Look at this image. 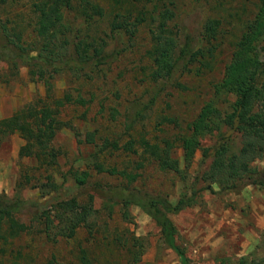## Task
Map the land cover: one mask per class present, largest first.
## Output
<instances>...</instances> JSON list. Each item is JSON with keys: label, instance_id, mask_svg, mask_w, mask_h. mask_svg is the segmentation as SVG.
Instances as JSON below:
<instances>
[{"label": "rangeland", "instance_id": "374dc122", "mask_svg": "<svg viewBox=\"0 0 264 264\" xmlns=\"http://www.w3.org/2000/svg\"><path fill=\"white\" fill-rule=\"evenodd\" d=\"M39 1L0 0V119L28 105L55 106L54 101L66 94L74 99L81 96L86 103L73 101L60 107L58 117L67 125L57 130L54 145L60 154L52 167L20 155L25 139L19 132L0 139V193L33 202L17 214L27 226L19 235H9L7 225L2 227L7 237L0 238V264H182L165 242L161 228L141 207L114 204L110 210L103 192L96 189L100 184H126V180L98 167L133 168L141 157L125 150L124 145L132 139L140 153L141 142H156L168 148L180 163V171H163L156 162L146 163L135 187L163 194L172 201L200 190L193 205L170 214L177 227V243L191 264H264V187L248 184L234 190L205 180L210 161L202 163V151L198 150L188 164L177 141V135L206 104L222 112L231 110L236 97L220 83L235 42L254 18L260 0H94L103 6L104 15L95 16L92 24L76 11L80 0H71V6L61 7L70 26L102 36L105 51L112 56L105 64H72L60 72H53L42 61L28 64L5 55L18 52L19 45L33 55L42 51L44 39L36 31L38 12L34 6ZM165 7L175 13L169 26L176 33L178 46L188 36L197 48L209 47L203 39L205 24L210 18L220 20L218 38L212 40L217 45L212 69L199 73L198 65L189 69L181 62L172 77L154 80L146 55L151 47L152 19L141 23L132 37L111 29L116 11H131L134 20L144 9ZM67 30L62 27L55 31V44H61ZM16 33L22 34V41H17ZM48 45L60 50L53 41ZM72 50L62 51L66 54L60 56L62 62ZM73 58L77 59L75 52ZM92 131L96 134L94 143L87 140ZM105 138L118 140L120 149L95 156ZM216 138L217 132L207 134L202 145H210ZM242 142V134L234 132L229 146L238 151ZM254 164L264 168V158ZM75 170L91 172L85 187L77 186L72 175ZM50 180L60 185L57 190L49 186ZM209 181L213 190L207 188ZM89 193H96L91 224L80 227L72 238L53 228L57 220L47 228L42 215L45 211L54 210L60 200L86 203ZM82 248L88 250L87 260L80 257Z\"/></svg>", "mask_w": 264, "mask_h": 264}, {"label": "trees", "instance_id": "16d2710c", "mask_svg": "<svg viewBox=\"0 0 264 264\" xmlns=\"http://www.w3.org/2000/svg\"><path fill=\"white\" fill-rule=\"evenodd\" d=\"M148 3L153 0H146ZM71 0H41L35 3L38 12L36 31L39 37L44 39L42 51L37 55L25 52V48L19 45V51L5 55L11 59H22L28 64L42 61L53 72H60L64 66L72 64L84 67L85 64H105L111 54L105 51L106 40L102 36L91 35L80 28H72L61 11L63 5L71 6ZM76 11L85 22L92 24L95 16H103L104 8L94 0H80ZM158 13L157 17L155 16ZM149 14V15H148ZM175 17L174 11L169 8H158L155 11L142 10L134 20H131V11H116L111 20V29L114 33H128L132 37L138 31L139 25L147 19L150 23L151 47L146 55L151 62V76L154 80L170 78L178 65L183 62L184 67L191 69L198 65L196 70L202 73L212 69L213 60L216 57L217 45L212 40L218 38L220 20L210 18L204 28L206 43L209 47L194 45L186 38L183 45L178 46L176 33L169 26V21ZM67 30L61 44H55L53 39H58L55 32L58 28ZM67 27V29H66ZM70 33L67 36V33ZM17 41H22V34H15ZM53 41L60 50H53L48 45ZM48 47V48H47ZM73 48L69 58L62 62L67 48ZM48 52L46 54L45 52ZM77 59L73 58V53ZM264 0H260L258 10L246 26V29L235 42V50L230 62L226 65L220 86L235 95L236 100L230 111L222 112L211 104H206L195 120L177 135L183 155L188 164L192 161L198 150L202 151V163L210 161L204 179H210L226 189H239L243 185L257 184L264 187V168L254 163L264 158ZM54 54V55H53ZM62 54V55H61ZM66 55V54H65ZM61 56V57H60ZM112 56V55H111ZM59 62L57 63V61ZM198 62L199 64H196ZM85 104L86 99L79 96L73 98L66 94L63 98L51 104L28 105L14 112L12 115L0 119V139L10 134L19 132L25 139V144L20 148V155L37 158L45 167H52L58 163L60 150L55 147L54 139L57 130L62 125H67L59 119L60 107L68 102ZM217 138L210 145H202V140L207 134H215ZM234 132H240L243 136L242 146L238 151H232L230 140ZM95 132L87 134L89 142H96ZM168 143V140H164ZM136 140H129L125 150L140 155L141 159L135 161L134 167L129 169L118 166H104L98 169L126 180V184L97 185L96 189L103 192V197L108 202L111 210L114 204H123L125 207L138 205L161 228V233L167 245L180 257L182 264H191L185 251L177 243V227L170 214H177L196 202L200 190L194 189L190 196L181 197L172 201L163 194L151 193L145 189L135 187L141 177V169L148 162H156L163 171H180L179 160L173 156L168 148L159 143L141 142L143 149L140 153L135 147ZM120 144L116 139L105 138L95 156L119 150ZM78 187H85L91 172L89 170H75L72 173ZM29 182V178L27 179ZM209 181L207 188H212ZM49 186L57 190L59 184L50 180ZM89 200L80 203L77 200H60L54 205V210L44 212L47 228H51L55 221L58 224L53 228L66 238H72L82 226L91 224L90 219L96 212L94 209L96 193L88 194ZM33 202L21 196L11 197L6 193H0V238L7 237L2 227L7 225L9 235L17 236L27 226L17 219L21 213ZM81 259L87 260L88 250L81 249ZM246 263V262H245ZM248 264V263H246ZM254 264V263H253Z\"/></svg>", "mask_w": 264, "mask_h": 264}]
</instances>
